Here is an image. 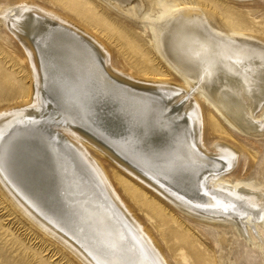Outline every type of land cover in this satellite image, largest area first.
Listing matches in <instances>:
<instances>
[{
	"label": "bare ground",
	"instance_id": "6f19581e",
	"mask_svg": "<svg viewBox=\"0 0 264 264\" xmlns=\"http://www.w3.org/2000/svg\"><path fill=\"white\" fill-rule=\"evenodd\" d=\"M102 1L151 30L182 84L118 71L90 26L138 50L91 16L76 22L31 0L0 7V35L7 30L19 44L32 79L26 105L0 110V191L86 264H169L92 149L188 215L260 250L264 172L249 183L224 179L239 153L224 142L207 147L200 101L233 129L264 136V116H256L264 43L215 30L193 6L147 18L143 0Z\"/></svg>",
	"mask_w": 264,
	"mask_h": 264
},
{
	"label": "rangeland",
	"instance_id": "374dc122",
	"mask_svg": "<svg viewBox=\"0 0 264 264\" xmlns=\"http://www.w3.org/2000/svg\"><path fill=\"white\" fill-rule=\"evenodd\" d=\"M18 1L0 0V7L10 8ZM31 1L76 22H79L78 18L91 16L96 22H105L118 30L134 43L138 53L131 52L117 36L104 33L99 26L89 28V32L109 48L112 65L118 71L130 76L163 77L182 84L159 55L151 30L129 21L104 1ZM143 1L147 18H165L176 7L193 6L207 17L215 30L264 43V0ZM12 38L7 30L0 35V110L29 102L32 79L28 60ZM141 56L145 57L150 71H144ZM200 103L206 121L204 138L207 147L212 150L214 144L224 142L239 153L234 168L224 179L249 183L264 172V136L252 137L233 129L205 101ZM256 116H264V106ZM214 125L219 131L212 130ZM89 152L105 169L120 199L159 243L169 264H264V242L260 250H254L245 240L234 237L230 229L193 218L108 158L92 149ZM57 241L38 229L0 191V264H86Z\"/></svg>",
	"mask_w": 264,
	"mask_h": 264
}]
</instances>
